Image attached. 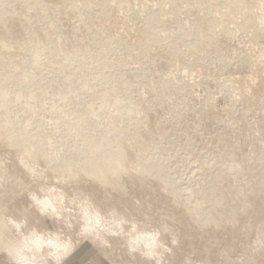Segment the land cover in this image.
I'll return each mask as SVG.
<instances>
[{"label": "rangeland", "instance_id": "374dc122", "mask_svg": "<svg viewBox=\"0 0 264 264\" xmlns=\"http://www.w3.org/2000/svg\"><path fill=\"white\" fill-rule=\"evenodd\" d=\"M247 1L0 0V121L11 113L0 208L41 239L32 264H264V0ZM111 116L107 139L126 156L118 185L86 173L75 151L79 130L104 136ZM25 134L37 155L21 154ZM177 192L209 214H190ZM38 198L53 207L40 212ZM83 204L101 214L98 229L85 226ZM151 234L154 253L131 246ZM0 264L16 263L0 252Z\"/></svg>", "mask_w": 264, "mask_h": 264}, {"label": "bare ground", "instance_id": "6f19581e", "mask_svg": "<svg viewBox=\"0 0 264 264\" xmlns=\"http://www.w3.org/2000/svg\"><path fill=\"white\" fill-rule=\"evenodd\" d=\"M33 1L35 3L44 4V3H48L52 0H33ZM59 2L64 3L65 0H59ZM247 3L249 4L248 1H247ZM247 7H248V5H247ZM218 13L220 15L224 14L221 11H218ZM251 16H253L252 13H251ZM223 17H224V15H223ZM223 17L209 16V17H207L206 24H209V27L211 29H213L214 26H216V25H221V26L223 25L221 27V29L223 30V27L225 26V24H224L225 20ZM8 19H9V17L7 15H5V13L3 11H0V21L5 23ZM251 21H255V20H253L251 17ZM226 27L227 26H225L224 29H226ZM227 30H228V28H227ZM225 31H222V33H224ZM226 32H228V31H226ZM212 34L213 33H211V35H210V39L213 38ZM229 35H230V32H229ZM229 35H227V36H229ZM34 52H38V48H34ZM29 76L30 75H28L26 78H24V80H28ZM8 96H9V93L5 89L0 88V100L1 101L6 100L8 98ZM13 96L15 99H18L21 97V93L16 92ZM106 98L107 97H103L102 100H105ZM116 108H117V103L115 104L114 109H116ZM5 110L7 111L8 117H6L5 120L0 121V127L6 126L9 123V119L11 118V113L7 109H5ZM109 111L114 112V110H109ZM126 112H127V109H126ZM78 119H80V118L78 117ZM115 121H116V118H114V116H111L109 118V122L105 126H103L104 132H107L104 136L88 137V135L83 130H79V134L82 138V144L80 146H78L77 149H75V151L78 153V155H77L78 158L84 161L83 163H81V167L83 168V170L86 173L88 172L91 175H93L96 178L95 180L110 181L111 183L118 185L117 181L113 178V175L117 173V170H119L121 166H125L124 163L126 162V156H125L123 150L117 144H114L115 145V147H114V145H111L112 142L109 139H107L109 132H111V130H116V129H114V127H110L112 124L115 123ZM77 125L79 127V124H77ZM118 131L121 133H127L126 130H120L119 129ZM75 134H77V133H75ZM127 135L128 136L130 135L129 138L132 141L136 142L138 145L142 144V142L147 139V135L141 136V135H136L134 133H129V132L127 133ZM18 143H20L21 154H24L25 156H26V154H32V155L38 154L37 150L35 153L31 152L32 150H30L29 143L31 144L32 141L29 139V137H27L26 134L23 137H21V140ZM44 145H45V141H42L39 144V148L45 149L46 147ZM84 155H86V156H84ZM62 163L63 164H61V165L65 170L73 173V167L75 166V164L70 163L68 161H63ZM147 165H148V159L147 158H143L134 164L135 170L137 172H140V171L143 172L144 167H148ZM159 170H161V171L158 172V170L155 169L156 176L158 178H160L164 182V184L170 186L171 180L169 178L167 170L164 168H159ZM13 190H15V186L11 187L8 191H13ZM212 192H213V187L210 190V193L208 195V199L211 200L212 204H216V203L220 202L221 198H222L221 194L220 193L219 194L218 193H212ZM192 194H193V192L188 193V195H185V194L181 195L179 192H177L175 197L177 198V202L186 203L187 209L189 210L190 214H195L196 216H199L201 218L207 216L209 214V212L203 210V203H202L203 201L202 200H191L190 201V196ZM36 199H37V197H36ZM38 200H39L38 202H40L39 203L40 206H38L39 207L38 210L40 212L50 210L53 207V205L51 203L47 202L46 199L44 201V200H40L38 198ZM36 204H38V203H36ZM0 205H3L2 201H1V194H0ZM82 207H83V209L82 208L81 209L83 210V216L81 214L80 215L84 218L83 222L85 223V226H88L90 229L94 228V226L96 225L97 219H98V217L100 218L101 214L98 215L99 213L98 212L96 213V210H95V212L91 211L92 213L89 212L86 204L85 205L83 204ZM4 212H5L4 207L0 208V252H4L7 255V257L14 260L16 264H32V260H31L32 257L39 254V249L41 247V239L39 237L28 238V237H32L33 234L23 235L19 232H16L15 223L12 221V219H8L6 217ZM66 214H68V213H66ZM227 219L230 222H234V217L232 215H229L227 217ZM193 220L197 221L198 217L193 218ZM210 220H212V218ZM99 221H100V219H99ZM101 225H100V227H101ZM95 228H96V226H95ZM98 228H99V226H98ZM98 228H96V229H98ZM85 231H88V230H85ZM90 231H92V230H90ZM97 232H98V234H101V233H99V231H97ZM94 233L96 234V232H94ZM140 238H141V236H139V238H137L135 240V242H133V244H131V246L137 247L138 249H141V251L144 250V252L154 253V251L157 250L156 248L160 245L159 244L160 242L157 240V238L153 234L147 235V238L145 240H144L145 237L142 238V240L147 244V247L145 244L139 243ZM53 245L55 248H57L58 246H61V245H57L55 242ZM54 258H55V256H54ZM55 260H56L55 261L56 264L61 261L60 258H58V259L55 258Z\"/></svg>", "mask_w": 264, "mask_h": 264}, {"label": "crops", "instance_id": "0c3cea01", "mask_svg": "<svg viewBox=\"0 0 264 264\" xmlns=\"http://www.w3.org/2000/svg\"><path fill=\"white\" fill-rule=\"evenodd\" d=\"M78 250H79V249H78ZM78 250H77V251H78ZM88 252H89V251H88ZM88 252H87V253H88ZM87 253H86V254H87ZM76 254H77V253H76ZM86 254H85V255H86ZM85 255H83V256H85ZM83 256H82V257H83ZM82 257L80 256V257L78 258V260H77L78 263H80V259H82Z\"/></svg>", "mask_w": 264, "mask_h": 264}]
</instances>
